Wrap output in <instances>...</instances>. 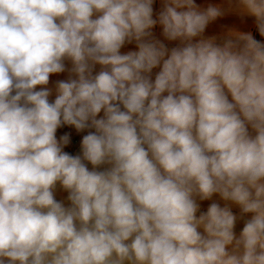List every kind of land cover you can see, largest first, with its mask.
<instances>
[{
    "label": "clouds",
    "instance_id": "1",
    "mask_svg": "<svg viewBox=\"0 0 264 264\" xmlns=\"http://www.w3.org/2000/svg\"><path fill=\"white\" fill-rule=\"evenodd\" d=\"M156 3L0 0V264H264V0Z\"/></svg>",
    "mask_w": 264,
    "mask_h": 264
},
{
    "label": "crops",
    "instance_id": "2",
    "mask_svg": "<svg viewBox=\"0 0 264 264\" xmlns=\"http://www.w3.org/2000/svg\"><path fill=\"white\" fill-rule=\"evenodd\" d=\"M198 2H199V0H198ZM154 7H155L156 9L159 8V0H157V3H156V5H155ZM155 31H156L157 35H159L160 29L157 28V29H155ZM238 229H239V226H238Z\"/></svg>",
    "mask_w": 264,
    "mask_h": 264
}]
</instances>
